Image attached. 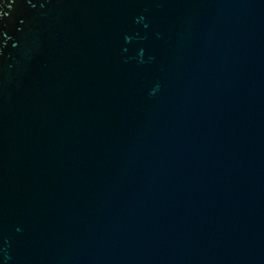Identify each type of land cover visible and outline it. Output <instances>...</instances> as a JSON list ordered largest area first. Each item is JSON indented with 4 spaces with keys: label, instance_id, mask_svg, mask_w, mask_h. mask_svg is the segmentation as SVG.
I'll list each match as a JSON object with an SVG mask.
<instances>
[{
    "label": "water",
    "instance_id": "1",
    "mask_svg": "<svg viewBox=\"0 0 264 264\" xmlns=\"http://www.w3.org/2000/svg\"><path fill=\"white\" fill-rule=\"evenodd\" d=\"M0 264H264V0H0Z\"/></svg>",
    "mask_w": 264,
    "mask_h": 264
}]
</instances>
